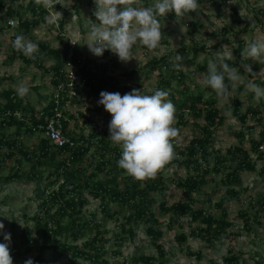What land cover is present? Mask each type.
<instances>
[{"label":"rangeland","instance_id":"1","mask_svg":"<svg viewBox=\"0 0 264 264\" xmlns=\"http://www.w3.org/2000/svg\"><path fill=\"white\" fill-rule=\"evenodd\" d=\"M156 0H136L134 7H147L153 5ZM198 2V1H197ZM218 0H202L198 2L196 12L188 13L182 18L171 21L160 20L162 40L164 44L154 50H149L139 43L132 47V58L128 62L119 61L118 57L109 50H105L101 57L93 56L86 43L90 42L91 23L97 24L99 21L93 15L95 5L93 0H60L59 7L47 9L42 4L37 5L35 0H17L14 3L5 1L4 7L0 9V103L4 105L3 94L12 92L21 104L16 113V119L25 117L22 108H31L35 116L42 108H45L49 101V95L54 93L52 86V72L54 68H64L65 63L56 62L52 57H45L39 46L36 54L37 63L27 58L25 63L19 57H14L11 50L12 38L16 35H23L24 31L18 24V20H31L29 10L38 8L36 14L41 24L30 31L31 41L39 44L47 42L49 48L58 51L61 56L65 43L75 44L79 54L76 59H80L82 67L92 69V73L98 71L100 74L113 77L115 79V91L121 96L132 89H140L141 94L151 95L154 90L161 89L169 94L176 95L177 90L189 88L190 91H198L205 99L213 98L215 107L223 120L219 121L209 130L203 131L205 121L201 118L194 120L189 112L183 116L184 123H178L177 115L179 110L175 108V123L173 127L179 129V136L173 139L174 148L178 151L187 148L195 140H201L205 152L208 153L206 162L202 160V155H196L194 160L201 165V169L208 165L209 168L218 166L215 157L223 160L229 169H221V173L210 172L202 177L199 193H193L192 201L189 205L194 211L203 209L205 216H210L213 220L224 221L227 226L219 227V223L207 226L203 222L204 216H197L195 221L189 215H179L173 212L162 213L159 204L165 203L167 207L182 202L188 204L182 197V189L177 183L182 182L189 176H195L198 171H194L193 163L190 167L181 166L174 169V165L167 166L156 180L163 183L162 191L155 190L153 202L150 206L151 212L155 215L156 223L134 224L133 240L124 237L121 243L118 240L119 226L125 224L130 216L129 209L125 206L113 204V210L119 212L118 220L107 219L100 212L101 201L93 199L83 191V196L88 202L84 207V217L93 225L98 226L105 254L103 260L111 263L119 262L123 264L136 263L138 258H153L152 264H225L223 260L232 256L237 257L235 264H264V174L260 172L264 163L257 158V154L251 151L252 145L264 133V99L259 103L254 96L244 88L242 82L237 83L233 91L234 98L231 99V108L220 102L201 81L208 70L209 61H217L215 53L222 45H227L232 52V58L226 59L230 62L236 61V48L239 44L243 49L248 41L255 38H264V0H230L228 3L216 6ZM56 6V5H55ZM220 7V8H219ZM44 10L45 15L40 11ZM54 11L62 13V18L57 25H49L45 17H51ZM12 20L13 26L7 25V21ZM63 34L58 39L60 32ZM203 48V49H201ZM182 50H185L182 52ZM195 50L197 53H195ZM176 54L183 56L181 61L184 66L180 73L183 78L177 80L172 78L168 70L163 69V73L149 72V62L153 59L166 57L170 58ZM243 65L250 64L255 76L249 75L243 68L241 73L247 79H251L264 87V64H260L251 59H244ZM40 64V65H37ZM201 66H205L202 71ZM135 72L131 78L129 74ZM176 75V74H175ZM171 80L169 87L159 85V81ZM23 80L30 88L29 94L21 99L16 93V84ZM109 90V89H108ZM253 94V93H252ZM81 101L71 102L67 107L68 113L65 119L68 122V130L73 133L76 139L87 137L92 132L95 122L99 126L108 129L111 115L104 110L102 105H98V97L86 99L81 94ZM168 99V97H166ZM239 108V114L244 115L245 121L240 122L233 114L234 107ZM230 114H225L229 112ZM256 114H255V113ZM71 115V118H69ZM31 118L30 113L26 114V120ZM242 134V138L236 135ZM0 135L8 141L17 140L25 152L32 153L40 150L43 136L37 132L27 134L25 128L0 126ZM105 136L100 133L98 138ZM108 138V136H105ZM111 150L121 148L110 141ZM234 147H241L249 152L250 159L254 162V171H243L238 174V179L234 183L221 184V179L236 166V162L231 159L227 151ZM92 146L90 152L82 161L81 167H87L85 175L92 172L98 179L109 181L110 174L105 172L113 170L120 187L123 186L124 177L129 176L123 169L110 163L106 169L99 172L96 169L99 165V157L94 153ZM110 150V151H111ZM259 151L264 153V145L259 147ZM7 149H0V222L5 225L3 231L13 234L16 238L24 228L33 231L32 218L39 213L40 196L45 186L49 185L46 175L52 169L48 163L35 164L23 160V156L16 152L15 156L8 158ZM113 154V152H111ZM98 161V162H97ZM118 161V160H117ZM21 162V164H20ZM20 164V165H19ZM117 164V163H116ZM20 168L21 172L28 173L34 171L38 175L37 180L5 181L13 174L15 169ZM199 170V172L201 171ZM112 180V179H111ZM61 183V181H59ZM57 185H49V191L55 190ZM68 189V187H66ZM56 207L51 211L53 213ZM64 223L68 222L63 218ZM97 226L85 229L82 235L74 243L70 238L64 239L68 244L81 246L85 251L94 252L93 247H86L84 243L91 240L97 230ZM151 226L156 232L157 240L146 233V228ZM127 228V227H126ZM125 228V229H126ZM3 235H0L2 237ZM123 236V235H122ZM38 235H34L36 244L31 246L30 251L21 249L18 257L13 258V264H23L28 258H35L40 252V241ZM53 242L48 240L47 246H52ZM157 245L160 249H157ZM160 251L162 255H160ZM52 252H47L49 257ZM78 264H96L78 259ZM50 264H74L70 255H64L60 259Z\"/></svg>","mask_w":264,"mask_h":264},{"label":"trees","instance_id":"2","mask_svg":"<svg viewBox=\"0 0 264 264\" xmlns=\"http://www.w3.org/2000/svg\"><path fill=\"white\" fill-rule=\"evenodd\" d=\"M5 1L11 3L16 2L17 0H0V9L4 7ZM202 1V0H197ZM230 0H218L216 6L224 5ZM59 7L56 5L55 8ZM219 7V8H220ZM38 8L34 7L29 10L31 13V20H18V24L21 29L24 31L23 35L28 39H31L32 35L30 31L34 28H37L41 24V20L37 17ZM41 15H45L44 10L41 9ZM179 17H176L174 13H168L165 17H157V19L163 21L177 20ZM60 26V32L58 34V39L63 34L61 31L62 24ZM16 37V36H15ZM12 38V41L15 39ZM62 37V36H61ZM165 42L161 39L160 44ZM40 49L43 52L45 57H52L56 62L66 63L69 60L70 53V42H66L64 46L63 53L61 56L58 55L57 50L49 48L47 42H42L38 44ZM203 49V48H201ZM12 54L14 57H19L25 63H28L27 57L23 55L22 52L15 51L11 46ZM185 50H182L184 52ZM243 51V45L239 44L236 48V61L233 63L229 60H225L226 63L231 67L239 68L241 73H243V63L244 58L241 57V52ZM73 56L71 60L74 64L77 63L76 56L79 54L78 49L72 50ZM195 53L197 51L195 50ZM36 63L38 61L37 57L34 60ZM40 65V64H37ZM60 68H54L52 72V86L55 89L58 81L61 80L59 70ZM163 69L168 70L172 74V78L181 80L183 78L180 70L177 71L172 67V64L167 61L166 57H161L159 59H153L149 62V72L153 73L155 71L159 72V75L163 73ZM202 71H205V66H201ZM81 72H84V75L88 77V91H86V99L92 97H98L101 91L107 92H116L114 89L116 83L115 79L105 74H100L98 71L92 73V69L88 67H83ZM135 72L130 73L129 78L134 75ZM207 73V72H206ZM176 74V75H175ZM250 75V74H249ZM91 80H94L95 83H92ZM228 82L227 79L225 81ZM171 80L159 81V85L164 87H169ZM109 89V90H108ZM211 93L217 97L214 90L210 87L207 88ZM231 90V89H230ZM238 91V89H235ZM252 96V93H248ZM4 105L0 103V126L10 128L16 127L25 128L27 134H35L39 132L42 135V131L39 126L45 123L46 117L53 116L54 106H55V94L52 93L49 95V101L45 108H42L39 111V114L35 116L33 109L27 107L22 108L25 117L21 120L16 119V113L19 110L21 104L20 100H17L16 96L12 92H5L3 94ZM64 100L61 104H64L67 98L61 94L60 98ZM168 100L174 104L175 108L179 110L177 115L178 123L183 122L184 113L187 111L191 114L194 120L203 119L205 125L203 131L209 133V130L214 127L219 121H222V116L219 115V112L214 104V99L209 98L205 99L202 93L198 91H190L189 88H183L177 90L176 95L169 94ZM73 103L78 102L76 100L72 101ZM62 110V105L60 106ZM176 112V110H175ZM30 113L31 118L29 121L26 120V114ZM68 110H62V115L66 117ZM255 113V112H254ZM233 114L238 118L240 122L245 121L244 115L239 114V108L234 107ZM256 114V113H255ZM176 115V113H175ZM71 118V115H69ZM92 126V132L87 137H80L76 139L75 135L68 130L67 120H61V128L63 133L69 137L76 144L75 147H62L55 148L48 144L46 140H41L40 150L38 152L28 153L25 152L21 144L17 140L8 141L7 138L3 135H0V149L6 147L7 152L6 156L12 158L15 156L16 152L20 153L23 156V160L27 162H34L35 164H46L50 165L52 169L48 171L46 178L50 180L49 185H57L55 190L49 191V185L43 189L42 195L40 196L39 204V213H37L33 218V231L29 228H24L21 234L16 238L11 234V243H10V255L12 258L18 257L21 249L25 248L26 252L30 251L31 246L36 244L34 235H38L37 240L40 241V252L33 258V264H50L53 261H56L63 257L64 255H70L73 258V263L78 264L76 261L78 259L84 260L96 264H123L119 262L111 263L108 260H103L102 255L105 254L103 241L101 238V232L98 231V226L93 225L90 221H87L84 217V207L86 206L88 200L83 196V191L89 194L93 199L101 201L100 212L107 219L112 221H117L119 212L113 210L112 205L118 204L125 206L129 209L130 216L126 219L125 224L119 226V233L117 234L118 240L121 243L125 240L124 237H127L130 241L134 238L133 225L136 224H146V223H156L155 215L150 210V206L153 202V195L155 190H161L163 186V181L156 180L157 176H160L162 171L170 165H174V169H178L181 166L190 167L193 163V170L198 171L195 176H189L182 182L177 183V186L182 189V197L187 200V205L182 202L171 205L167 207L165 203L159 204V210L162 213L173 212L174 214L179 215H189L191 220L195 221L197 216H204L203 222L207 226H211L214 223H219L220 228L227 226V223L224 221H215L210 216H205V211L199 209L194 211L189 205V202L192 201V194L199 193L200 183L204 175L209 174L210 172L221 173V169H229V166H225L223 160L219 157H215L216 163H219L220 168L215 166L209 168L208 165H205L201 169V165L194 160L196 155L201 154L202 160L206 162V157L208 155L205 152L204 145H202L201 140H195L187 148H184L181 151H178L174 148V151L182 157V159L173 160L171 163L165 166L164 169L160 170L154 179H145V180H136L131 176H125L123 186L120 187V184L117 182L116 176H113V170L108 169L105 173L110 174L109 181H103L98 179V176L95 173L85 175L87 167H81L82 161L85 159L86 155L90 152L92 146L95 147L94 153L98 155L99 165L96 169L99 172H102L106 169V166L110 163L115 164L117 167V160L120 158L119 150H111L110 140L105 136H109V131L104 126H99L98 122L94 124L89 123ZM100 133H103L105 136L98 138ZM238 138H242V134L238 133L236 135ZM264 145V133H261L259 139L253 143L251 151L257 154V158L262 160L264 153L259 151V147ZM111 150V151H110ZM113 152V154H111ZM227 154L234 160L237 164L234 168H230V171L222 177L221 184L234 183L238 179V174L243 171H254L255 166L254 162L250 159L249 152H246L241 147H234L227 151ZM98 162V161H97ZM21 164V162H20ZM19 164V165H20ZM201 171L199 172V170ZM260 172L264 174V163L261 167ZM38 175L34 171L28 173H22L20 168L15 169L13 174L9 175L5 181H30L37 180ZM41 177V176H40ZM38 177V178H40ZM112 179V180H111ZM61 181V183H59ZM68 187V189H66ZM56 207V210L51 213V211ZM63 218H67L68 222L64 223ZM97 226L94 236L90 241L84 243V246L93 247L94 252L85 251L81 246L68 244L64 241L66 238H70L72 243L76 242L78 238L82 235L85 229H91L92 227ZM127 227V228H126ZM126 228V229H125ZM146 233L150 236L154 243L157 240L156 232L154 228L148 226L146 228ZM123 235V236H122ZM50 240L53 242V245L47 246V241ZM0 243H5L3 236L0 237ZM157 249H160V246L157 245ZM47 252H52L49 257H46ZM160 255L162 252L160 251ZM138 264H152L153 258H144L140 256L138 258ZM225 264H235L237 262V257L232 256L225 258L223 260ZM24 264V263H23ZM134 264V263H127ZM137 264V262L135 263Z\"/></svg>","mask_w":264,"mask_h":264},{"label":"clouds","instance_id":"3","mask_svg":"<svg viewBox=\"0 0 264 264\" xmlns=\"http://www.w3.org/2000/svg\"><path fill=\"white\" fill-rule=\"evenodd\" d=\"M37 5L47 9L55 8L60 0H35ZM93 15L99 23H91L90 42L86 43L89 52L101 57L105 50L115 54L119 61L128 62L132 58V47L139 43L149 50L156 49L162 39L161 24L157 17H165L174 13L176 17H184L196 12L197 0H156L147 7H134L136 0H93ZM62 13L54 11L51 17H45L49 25H57ZM12 48L31 60L36 59L39 45L24 35H16L11 42ZM217 61H209L208 70L201 83L215 91L218 99L231 108L233 91L238 82H242L247 91L253 93L257 103L264 99V87L241 74L239 68L231 67L225 62L232 58L227 45L215 53ZM241 57L264 64V38H255L246 43ZM183 56L176 54L170 58L172 67L179 71L184 66ZM245 71L255 76L250 64L242 65ZM227 79V83L225 82ZM16 93L23 99L30 88L23 80L16 84ZM75 95V93H74ZM167 91L156 89L153 94H141L140 89H132L121 96L119 92L101 91L98 105L111 115L108 124L107 139L121 148L117 166L136 180L154 179L157 173L173 160L182 159L175 151L173 139L179 136L175 123V106L166 99ZM230 114L229 112L225 113ZM5 225L0 222V235L5 243H0V264H13L10 255L11 234L3 231ZM24 264H33L32 258Z\"/></svg>","mask_w":264,"mask_h":264},{"label":"built area","instance_id":"4","mask_svg":"<svg viewBox=\"0 0 264 264\" xmlns=\"http://www.w3.org/2000/svg\"><path fill=\"white\" fill-rule=\"evenodd\" d=\"M13 21H7V25L13 26ZM75 49V44L70 42V53L69 60L64 64V68L59 71L61 80L58 81V84L55 88V106L54 113L51 117H46L45 123L39 126L38 129L42 131V136L44 140L48 142V144L55 148L69 147L73 148L77 143L72 141L69 137H67L61 128V120H65V117L62 115V110H67V107L71 105L73 100L81 101V94L86 93L88 91V77L84 75V72L80 70L83 68L82 62L80 59H77V63L74 64L71 60L73 56L72 50ZM92 83H95L94 80H91ZM75 93V95H74ZM61 94L65 96L66 101L64 104H61L64 100L60 98ZM62 105V110L60 106Z\"/></svg>","mask_w":264,"mask_h":264}]
</instances>
